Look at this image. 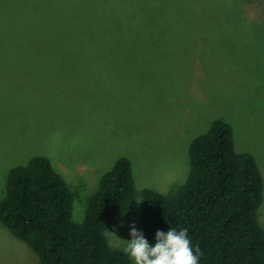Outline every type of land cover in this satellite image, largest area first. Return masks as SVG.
<instances>
[{"label": "rangeland", "instance_id": "374dc122", "mask_svg": "<svg viewBox=\"0 0 264 264\" xmlns=\"http://www.w3.org/2000/svg\"><path fill=\"white\" fill-rule=\"evenodd\" d=\"M69 1L63 15L91 3L94 20L118 17L92 26L93 40L73 39L76 27L68 28L36 50L33 13L45 0H0V200L10 169L44 155L81 222L101 177L125 156L136 211L106 231L123 249L142 190L176 195L189 176L190 143L221 119L263 175L264 228V0ZM0 264H41L1 221Z\"/></svg>", "mask_w": 264, "mask_h": 264}, {"label": "trees", "instance_id": "16d2710c", "mask_svg": "<svg viewBox=\"0 0 264 264\" xmlns=\"http://www.w3.org/2000/svg\"><path fill=\"white\" fill-rule=\"evenodd\" d=\"M64 1L66 8L71 1L45 0L33 13L36 50L51 47L68 28L76 27L78 38L73 39L93 40L92 26L111 25L118 17L112 12L94 20L91 3L63 15ZM189 157L188 179L176 195L142 190L136 229L150 244L158 229H187L194 250L199 246V264H264V228L258 220L263 175L253 155L235 150L232 126L218 119L192 140ZM72 204L73 193L64 177L46 156L37 155L10 169L0 221L33 249L41 264H133L106 235L112 225L136 211L127 157H118L103 174L81 222L73 219Z\"/></svg>", "mask_w": 264, "mask_h": 264}, {"label": "clouds", "instance_id": "9594fccd", "mask_svg": "<svg viewBox=\"0 0 264 264\" xmlns=\"http://www.w3.org/2000/svg\"><path fill=\"white\" fill-rule=\"evenodd\" d=\"M139 202V201H138ZM130 239H125L122 249L134 264H199V246L195 250L187 229L168 228L156 230L155 242L150 244L135 224L129 225Z\"/></svg>", "mask_w": 264, "mask_h": 264}]
</instances>
